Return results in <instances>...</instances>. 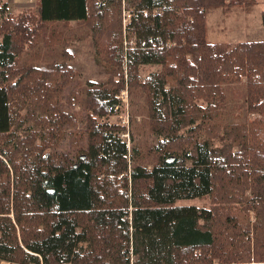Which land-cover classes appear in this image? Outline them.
Returning a JSON list of instances; mask_svg holds the SVG:
<instances>
[{
	"label": "trees",
	"instance_id": "obj_1",
	"mask_svg": "<svg viewBox=\"0 0 264 264\" xmlns=\"http://www.w3.org/2000/svg\"><path fill=\"white\" fill-rule=\"evenodd\" d=\"M256 2L37 0L36 13L14 16L0 0V262L129 264L131 251L133 264L264 263V40H206L211 10ZM122 4L133 11L128 48ZM59 22L84 23L110 67L115 90L89 89L86 119L61 108L72 67L34 69V53L17 52ZM123 63L158 137L149 169L117 126L95 120L119 107L111 78L123 84ZM142 66L161 69L141 79ZM242 78L245 112L257 117L220 125L222 85ZM79 124L75 155L59 152ZM204 199L208 208L176 206Z\"/></svg>",
	"mask_w": 264,
	"mask_h": 264
},
{
	"label": "rangeland",
	"instance_id": "obj_2",
	"mask_svg": "<svg viewBox=\"0 0 264 264\" xmlns=\"http://www.w3.org/2000/svg\"><path fill=\"white\" fill-rule=\"evenodd\" d=\"M3 2H7V11L14 16L30 15L37 11V0H2V3ZM120 10L122 16V30L125 38L124 47L128 48L134 45L132 40L126 41L131 35L126 25L130 19L129 14L132 18L133 11L127 9L124 4L121 5ZM263 11L264 0H257L256 4L252 7L241 6L234 7L231 10H226L225 8L211 10L206 18L207 42L234 45L241 42L264 40V26L261 21V14ZM31 22L30 20L27 21L29 24ZM44 28L45 27H41L34 33L33 50L21 47L18 48L17 52L23 59L28 58L30 53L33 52L34 54L31 58H37V61L34 62V69H54L56 63H62L70 68L72 67V73L69 77L71 82L63 90L61 108L70 114L82 113L84 119H86L88 109L85 107V98L87 91L89 89H105L108 94H112L115 90L114 86L109 83L110 67L99 54V48L95 45L92 33L84 23L70 22L69 25H65L59 22ZM50 35H52V42L47 41V43H44L41 37L45 36L47 39ZM121 69L124 75L123 84L120 77H113L111 79L114 83L120 84L117 95L118 92L122 90L126 92V97L125 94L121 95L123 104L120 102L119 107L113 110L111 115L99 117L95 120L99 124L117 126L118 135L121 139L126 141L129 148L134 147L137 149L134 153L136 165L149 169L158 162V155L153 150L158 141V137L153 135L151 131L143 91L140 88L129 89L126 83L127 72L124 63ZM160 69L161 68L157 66H142L139 68V77L143 79L149 73L160 71ZM244 87V78L241 79V83L239 84L222 85L225 99L221 104L222 118L219 122L220 125L242 123L257 117V115H248L245 112ZM77 94H79L78 97H76ZM68 97L73 100V104L70 106L65 100V98ZM126 99L127 102L125 104L124 101ZM83 127V125L79 124L75 129H64L65 140L58 148V151L74 156L75 153L69 145L70 137L73 131L83 129ZM222 133L223 132H221V134ZM127 162L130 165L129 159ZM132 165L133 163L131 162V166ZM176 206L208 208L210 206V201L209 199L184 200L177 202ZM2 263L3 262H0V264ZM4 263L7 264L6 262Z\"/></svg>",
	"mask_w": 264,
	"mask_h": 264
},
{
	"label": "built area",
	"instance_id": "obj_3",
	"mask_svg": "<svg viewBox=\"0 0 264 264\" xmlns=\"http://www.w3.org/2000/svg\"><path fill=\"white\" fill-rule=\"evenodd\" d=\"M122 94H125V97H126V92L124 91V90H122L119 94H118V96H117V99L123 104V99H122V97H121V95ZM125 102V104H126V102H127V99L124 101ZM123 176V175H122ZM121 176V177H122ZM130 255H128V262H129V264H133V262H134V256L132 255V252L130 251V253H129Z\"/></svg>",
	"mask_w": 264,
	"mask_h": 264
},
{
	"label": "crops",
	"instance_id": "obj_4",
	"mask_svg": "<svg viewBox=\"0 0 264 264\" xmlns=\"http://www.w3.org/2000/svg\"><path fill=\"white\" fill-rule=\"evenodd\" d=\"M2 264H5L4 262ZM8 264V263H7Z\"/></svg>",
	"mask_w": 264,
	"mask_h": 264
}]
</instances>
